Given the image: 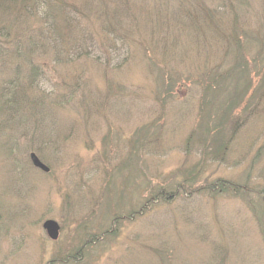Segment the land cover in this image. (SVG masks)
<instances>
[{"label": "rangeland", "instance_id": "rangeland-1", "mask_svg": "<svg viewBox=\"0 0 264 264\" xmlns=\"http://www.w3.org/2000/svg\"><path fill=\"white\" fill-rule=\"evenodd\" d=\"M15 1L0 264H264V0Z\"/></svg>", "mask_w": 264, "mask_h": 264}, {"label": "trees", "instance_id": "trees-1", "mask_svg": "<svg viewBox=\"0 0 264 264\" xmlns=\"http://www.w3.org/2000/svg\"><path fill=\"white\" fill-rule=\"evenodd\" d=\"M19 1V0H18ZM45 1H47V0H23V3L24 2H28V3H30V2H33L34 3V5L33 6H35V7H38L39 5H41V4H43ZM50 1V0H49ZM52 1V0H51ZM53 1H56V0H53ZM16 1L15 0H0V13H1V11L3 10V9H5V8H7V5L6 4H11V5H14V3H15ZM57 3H59V0H57ZM29 9V8H28ZM120 10H118V9H116L115 10V14L117 13V12H119ZM206 15H211V14H209V12L206 10ZM234 20H236V17L234 16ZM212 25H215L214 23H213V20H210V22H209V24L204 28L205 29V32L206 31H209L210 33H211V30L212 31H214L213 29H212ZM237 28V27H236ZM235 28V29H236ZM226 32V31H225ZM239 31H237V30H234V27H232L231 29H230V32H226V33H223L222 35H226V37H228V38H231L232 40H234L235 39V41H236V43H237V48H235V54H236V56L238 55H240L238 52H240V51H242L243 49H244V46L242 45V44H239L240 43V38H239ZM238 34V35H237ZM4 48L3 47H1L0 46V53H3V50ZM15 79V77L13 78V80ZM13 80H10L9 82H8V85H10V84H13L14 82H13ZM17 87V86H16ZM15 87H14V89H13V91H12V93H11V95L10 96H8V102H3V103H5L4 104V109L7 111V110H11L12 112L14 111V108H15V102H16V100H17V94L15 93ZM16 95V96H15ZM2 99H3V97H1ZM5 98V97H4ZM4 100V99H3ZM6 101H7V99H6ZM14 102V103H13ZM8 113H11V112H8Z\"/></svg>", "mask_w": 264, "mask_h": 264}, {"label": "water", "instance_id": "water-1", "mask_svg": "<svg viewBox=\"0 0 264 264\" xmlns=\"http://www.w3.org/2000/svg\"><path fill=\"white\" fill-rule=\"evenodd\" d=\"M29 159H30L31 165L35 169H38V170H40V171H42L44 173H48L49 172V168L46 165H44L34 153H31L29 155ZM42 228L44 229V231L46 232L47 237L50 240L56 241L58 239L59 226H58V224L55 221H52V220L45 221L42 224Z\"/></svg>", "mask_w": 264, "mask_h": 264}]
</instances>
